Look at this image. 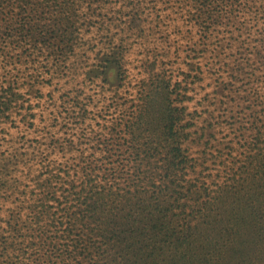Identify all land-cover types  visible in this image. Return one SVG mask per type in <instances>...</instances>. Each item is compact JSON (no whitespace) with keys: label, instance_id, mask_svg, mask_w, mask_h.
Here are the masks:
<instances>
[{"label":"trees","instance_id":"16d2710c","mask_svg":"<svg viewBox=\"0 0 264 264\" xmlns=\"http://www.w3.org/2000/svg\"><path fill=\"white\" fill-rule=\"evenodd\" d=\"M229 24L256 27L264 46V0H0V120L26 101L24 69L37 81L90 69L116 95L139 87L108 104L97 138L46 142L49 173L0 157V264H264V127L206 187L185 146L189 80L156 47L134 57L149 39L194 45Z\"/></svg>","mask_w":264,"mask_h":264},{"label":"rangeland","instance_id":"374dc122","mask_svg":"<svg viewBox=\"0 0 264 264\" xmlns=\"http://www.w3.org/2000/svg\"><path fill=\"white\" fill-rule=\"evenodd\" d=\"M255 30L249 35L229 24L212 30L194 45L184 40L170 45L149 39L145 47L137 44L133 48L134 57L141 60L149 55L148 48L156 47L155 53L163 58L168 73L189 80V99L183 103L187 107L182 122L190 134L185 146L196 162L199 183L206 187L222 179L235 154L253 138L257 127H264V57L260 55L264 46H260L261 35ZM142 49L144 53L139 54ZM132 66L135 73L143 69L139 60ZM24 70L26 73L20 71L18 78L26 101L8 110L10 116L0 120V150L8 147L0 157L8 158L18 151L28 162L21 164L24 168L32 166L35 171L39 166L43 170L40 173L46 174L53 169L55 156L49 154L46 142L97 138L103 128L100 122H109L111 116L108 104L115 103L116 109L126 107L139 88L132 87L126 96L116 95L114 89L104 87L102 79H90L88 73H94L90 69L84 74L66 68L57 78L44 71L41 81L31 78L30 69ZM3 72L0 82H8Z\"/></svg>","mask_w":264,"mask_h":264}]
</instances>
